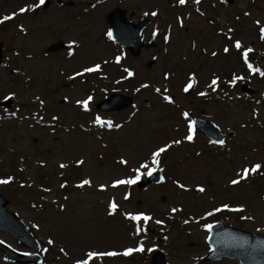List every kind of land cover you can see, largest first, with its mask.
I'll list each match as a JSON object with an SVG mask.
<instances>
[{
    "label": "rangeland",
    "instance_id": "1",
    "mask_svg": "<svg viewBox=\"0 0 264 264\" xmlns=\"http://www.w3.org/2000/svg\"><path fill=\"white\" fill-rule=\"evenodd\" d=\"M73 1L74 6L65 7L51 0L42 10L40 0H0V15L18 7L28 10L16 17L27 32L16 26L2 39L19 53L8 50L9 59L0 67V100L13 90L14 103L25 104L18 118L0 119V176L12 178L0 186V194L9 201L5 207L32 223L35 236L54 244L47 264L92 259L97 261L92 264H150L157 246L166 264H239L229 258H201L209 247L208 221L229 219L225 221L234 227L264 234V77L254 71V65L264 66V0ZM117 6L127 15L155 13L154 49L138 58L121 57L123 49L109 35L106 21V13ZM58 39L75 41L73 56H66L68 50L44 53ZM249 48L246 62L243 53ZM26 53L32 55L30 60ZM153 55L156 63L146 69ZM97 66L96 71H85ZM189 71L196 75L186 81ZM239 80L253 87L256 96L209 99L216 85H234L235 93H241ZM143 81L150 82L148 89ZM190 83L193 86L184 94ZM111 89L133 96L134 108L94 110V101ZM193 116L210 119L225 134L234 135L223 148L210 146L194 131ZM162 148L155 163L154 153ZM252 162H258L262 175L242 178ZM158 166L164 172L163 183L143 189L136 186L138 180L114 184L118 179H144ZM75 181L89 183L80 188ZM170 210L180 218L170 222L173 231L165 237L166 231L154 225L166 220ZM141 214L151 219L145 223L130 218ZM0 238L17 251L28 250L7 232L0 231ZM140 247L144 251H135ZM129 249L131 254L124 255ZM90 253L98 255L89 259ZM0 264L12 263L0 252Z\"/></svg>",
    "mask_w": 264,
    "mask_h": 264
},
{
    "label": "water",
    "instance_id": "2",
    "mask_svg": "<svg viewBox=\"0 0 264 264\" xmlns=\"http://www.w3.org/2000/svg\"><path fill=\"white\" fill-rule=\"evenodd\" d=\"M227 1L232 2L233 0H227ZM47 3L48 2L46 1L45 5H47ZM58 3L67 4V5L73 4L70 0H58ZM125 13H126V11L124 9L117 7L107 14V20L110 23L111 33L115 37V39L120 41L125 46H127L128 49L136 56V55H138V53L141 50V47L143 46V42L141 40L140 34H141V30L145 26L146 22L144 20H140L137 24H133L131 21L126 22ZM151 44L152 43L150 42L147 45V47H149ZM64 46H65L64 43H62L61 41H58V42L52 44L47 50H58V49L63 48ZM0 61H1V43H0ZM152 62L153 61H151L149 64H151ZM241 88L246 92H252V90L246 84L242 85ZM113 96L115 97V99ZM107 99L97 103L96 107L103 108V109L105 108V109H109V110H111V109H122V108H124L127 105L132 103L131 99L129 97H123L122 95H111ZM121 100H123V102ZM6 104L8 106H10L11 101H7ZM196 123H197L198 127L200 126L199 128H201L204 131L206 130L205 133L209 137H211L212 139L219 140V141H221L223 139V136L215 130L214 126L211 123L206 122V121H201L198 119H196ZM208 125H210V126H208ZM218 136H219V138H218ZM161 179H162V177H161L160 170H157V171H154L148 177V179L146 181L139 182L138 185L141 188L149 182H155V183L160 182ZM0 202L2 203V204L0 203V229H5V230L8 229V231H10V232L14 231L16 233L15 227H12L15 225L14 223L16 222L15 215L12 212H9V211H6L3 209L4 204L7 202L6 200H2L0 198ZM1 207H2V210H1ZM5 215H7L6 219H5ZM8 217H10V218H8ZM6 223H8V224H6ZM9 226H11V227H9ZM24 229H23V227L21 229L23 231H21V233H20L22 235L19 239L20 242H22L25 245L29 244L27 246L32 247L33 249H38L39 246H38L37 242L32 238L31 233L28 231V229L26 227H24ZM231 229L232 228H230L226 224L225 225L224 224H217L214 226V228L212 229V236L209 239V242L211 244H213L214 248L211 251L212 253L206 255V257H204L203 260L205 261V260H210V259H216V258H219L222 256H229V257L238 258L241 261V263H243V264H264V236H260L257 234H251V233H247L244 231L239 232V230H236V229L231 230ZM218 233H220V234H218ZM224 235L225 236L227 235V236L225 237ZM26 236H28V237H26ZM234 238H235V240H234ZM217 239H219V240H217ZM240 241H242L243 243L242 242L240 243ZM0 249L3 250L6 257L12 261H16V262H20V263H32V262H38L39 261V259H33L32 258L33 256H31V257L23 256L22 257L21 254H16L13 251L7 249L6 247H4L2 245H0ZM217 253H218V255H217ZM151 264H165L163 254L159 251L155 252L151 258Z\"/></svg>",
    "mask_w": 264,
    "mask_h": 264
},
{
    "label": "snow or ice",
    "instance_id": "3",
    "mask_svg": "<svg viewBox=\"0 0 264 264\" xmlns=\"http://www.w3.org/2000/svg\"><path fill=\"white\" fill-rule=\"evenodd\" d=\"M45 2V0H40V4H43ZM186 2V0H179V3L180 4H184ZM196 2L197 3H199V0H196ZM21 12H24V11H26L25 9H21L20 10ZM153 15H155V13H153ZM13 17H11V16H5L4 18H3V20H0V23H3L4 21H7V20H10V19H12ZM109 35H111L110 33H109ZM236 47L239 49L240 47H241V44H240V42L239 41H237L236 42ZM225 51L227 52L228 51V49L227 48H225ZM252 51V49H248V50H246L244 53H243V56H244V59H245V61L247 62V58H248V54H249V52H251ZM214 55H215V53H214ZM98 67L99 66H97V68H89V69H86L85 71H87V72H92V71H96L97 69H98ZM249 68L251 69L252 68V65L251 64H249ZM254 71H259L258 69H254ZM260 74L261 75H264V72H260ZM129 75H132V73L131 72H129ZM235 79L236 78H234V81L233 82H235ZM217 83V80H213L212 81V84L213 85H215ZM193 85L190 83L184 90L187 92L191 87H192ZM200 95H204V93H201ZM89 99H91V97H89ZM87 101H85L84 102V107H85V109L87 108ZM185 116H187V113H185ZM97 123H102L100 120H99V118L97 119ZM195 122H193V124H194ZM108 127H112V125H111V123L110 122H108ZM190 128H191V126H190ZM189 140H191L192 139V136L191 135H189L188 137H187ZM178 143V142H177ZM220 143H223V141H220ZM165 151V149H160L158 152H156V153H154V162L155 163H158L159 161H158V157L160 156V153L161 152H164ZM61 167H64L63 165L61 166ZM261 166L260 165H256V166H254L252 169H245L244 170V175H243V177L242 178H247V176H248V174H249V172H256L259 168H260ZM152 173L151 172H149L148 173V175H151ZM139 176H137L135 179H133V180H122V181H118L117 183L118 184H134V183H136V181L137 180H139ZM8 181H0V183H7ZM84 184H88L89 183V181H84L83 182ZM232 183L233 184H236V183H239V181H232ZM82 186V185H81ZM201 191H203V189H200ZM111 207H112V209L113 210H115L116 209V205L115 204H112L111 205ZM225 207H227V206H225ZM217 211H220V209H217ZM209 215H211V213L209 214ZM130 218L131 219H133V220H136V221H140V220H143L145 223H147V221L148 220H150L151 219V217H149V216H146V215H132V216H130ZM159 223V222H158ZM209 227V229H211V225H209L208 226ZM138 231H140V229L138 228ZM50 243H51V241H50ZM133 250L132 249H129V250H127L125 253H124V255H129V254H131V252H132ZM135 251H144V249L142 248V247H140V248H137V249H135ZM95 255H98V254H96V253H90L89 254V259H91L93 256H95ZM107 255H115V253H107ZM81 264H88V261H83V262H81Z\"/></svg>",
    "mask_w": 264,
    "mask_h": 264
},
{
    "label": "flooded vegetation",
    "instance_id": "4",
    "mask_svg": "<svg viewBox=\"0 0 264 264\" xmlns=\"http://www.w3.org/2000/svg\"><path fill=\"white\" fill-rule=\"evenodd\" d=\"M135 19L137 20V19H139V17L137 15H135ZM152 22H153V20H152V18H150V24H149L147 29H150V26L152 25Z\"/></svg>",
    "mask_w": 264,
    "mask_h": 264
}]
</instances>
